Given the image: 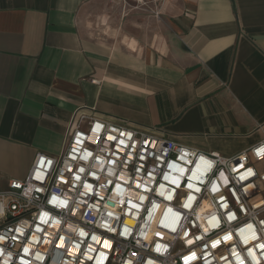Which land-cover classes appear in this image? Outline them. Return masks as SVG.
Listing matches in <instances>:
<instances>
[{
    "label": "crops",
    "instance_id": "0c3cea01",
    "mask_svg": "<svg viewBox=\"0 0 264 264\" xmlns=\"http://www.w3.org/2000/svg\"><path fill=\"white\" fill-rule=\"evenodd\" d=\"M76 110L224 156L255 145L264 0H0V190L60 154Z\"/></svg>",
    "mask_w": 264,
    "mask_h": 264
},
{
    "label": "built area",
    "instance_id": "2783aa9c",
    "mask_svg": "<svg viewBox=\"0 0 264 264\" xmlns=\"http://www.w3.org/2000/svg\"><path fill=\"white\" fill-rule=\"evenodd\" d=\"M77 112L0 190V264H264V137L224 156Z\"/></svg>",
    "mask_w": 264,
    "mask_h": 264
}]
</instances>
